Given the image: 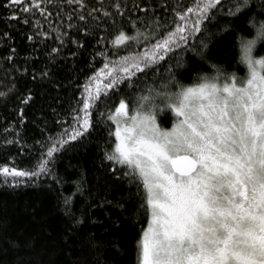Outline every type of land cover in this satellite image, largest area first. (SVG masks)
Here are the masks:
<instances>
[{
  "label": "trees",
  "instance_id": "1",
  "mask_svg": "<svg viewBox=\"0 0 264 264\" xmlns=\"http://www.w3.org/2000/svg\"><path fill=\"white\" fill-rule=\"evenodd\" d=\"M260 31L264 0H0V264H141L152 202L114 113L170 127L168 96L245 78Z\"/></svg>",
  "mask_w": 264,
  "mask_h": 264
},
{
  "label": "rangeland",
  "instance_id": "2",
  "mask_svg": "<svg viewBox=\"0 0 264 264\" xmlns=\"http://www.w3.org/2000/svg\"><path fill=\"white\" fill-rule=\"evenodd\" d=\"M260 32L241 49L245 78L206 80L168 96L170 127L158 123L157 109L121 104L114 113L115 158L138 170L152 202L141 264H171L193 252L203 259L213 250L242 263L244 241L264 228ZM184 159L193 164L188 174L174 170Z\"/></svg>",
  "mask_w": 264,
  "mask_h": 264
},
{
  "label": "flooded vegetation",
  "instance_id": "3",
  "mask_svg": "<svg viewBox=\"0 0 264 264\" xmlns=\"http://www.w3.org/2000/svg\"><path fill=\"white\" fill-rule=\"evenodd\" d=\"M184 162H188L190 168L188 170L179 168L176 164V172H180L182 174H188L192 172V165L190 160H183ZM257 234L254 236H248L244 241V246L240 250V254H243V262L244 264H264V228H257ZM193 252V251H192ZM191 252V253H192ZM196 253V252H193ZM195 254H189L185 259H181V261L175 260V262L171 264H242L239 263L237 259L233 258H225L218 254L217 250H213L210 252V256L203 258L201 256L194 257Z\"/></svg>",
  "mask_w": 264,
  "mask_h": 264
},
{
  "label": "water",
  "instance_id": "4",
  "mask_svg": "<svg viewBox=\"0 0 264 264\" xmlns=\"http://www.w3.org/2000/svg\"><path fill=\"white\" fill-rule=\"evenodd\" d=\"M178 167L182 168V169H185V170H188V168H190L189 165H188V162H179L178 163Z\"/></svg>",
  "mask_w": 264,
  "mask_h": 264
}]
</instances>
